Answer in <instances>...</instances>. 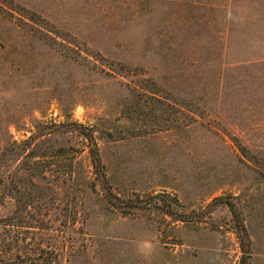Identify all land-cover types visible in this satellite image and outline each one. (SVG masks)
<instances>
[{
  "label": "rangeland",
  "instance_id": "374dc122",
  "mask_svg": "<svg viewBox=\"0 0 264 264\" xmlns=\"http://www.w3.org/2000/svg\"><path fill=\"white\" fill-rule=\"evenodd\" d=\"M92 139L113 193L188 219L109 204ZM3 222L0 264H264V0H0Z\"/></svg>",
  "mask_w": 264,
  "mask_h": 264
},
{
  "label": "trees",
  "instance_id": "16d2710c",
  "mask_svg": "<svg viewBox=\"0 0 264 264\" xmlns=\"http://www.w3.org/2000/svg\"><path fill=\"white\" fill-rule=\"evenodd\" d=\"M91 138V135L89 136ZM88 153L90 156V162L91 166L93 168V172H95L96 177L100 180L101 187L103 189V196L105 200L117 208L122 213H130L131 211L134 212V210L142 209L147 207V203L151 201V199L155 200H161V212L166 213L173 220L179 219V220H186L185 215L177 213L172 208V204H177V200L174 197H169L166 201V198H163V195L160 193L151 194L148 196L143 197H131V196H119L113 193L108 186H105V172L103 170V165L100 160L98 148L95 144V141L92 139V141L88 144ZM218 197H215L212 199L210 203H214ZM209 203V204H210ZM225 204L229 208L231 215L234 219L235 224V232L237 235V240L239 243V248L241 250V260H244L245 256L249 255V238L248 234L246 232L245 227L243 226L242 222L240 221L238 213L234 209V205L230 200H226ZM165 205V207H163ZM198 219V218H193ZM6 220V219H5ZM21 225L16 222H3L0 229V247L3 248L6 253L9 252L12 247H16L19 245L18 238L15 236L14 231H16L17 227ZM26 237V236H25ZM26 239L24 238L23 241ZM32 241V236H29L28 240L25 241V244H30ZM36 249H40L37 248ZM8 251V252H7ZM24 256L28 257L27 259H30L31 264H52L54 259V254H50L48 258L41 257L42 255L39 254V252L36 251H30L23 254ZM23 256V257H24ZM29 262V261H27Z\"/></svg>",
  "mask_w": 264,
  "mask_h": 264
},
{
  "label": "clouds",
  "instance_id": "9594fccd",
  "mask_svg": "<svg viewBox=\"0 0 264 264\" xmlns=\"http://www.w3.org/2000/svg\"><path fill=\"white\" fill-rule=\"evenodd\" d=\"M144 248H148L149 250H151L153 248V245H151L149 243H145L142 246H138V248H137L138 254L145 255V253L143 251Z\"/></svg>",
  "mask_w": 264,
  "mask_h": 264
}]
</instances>
